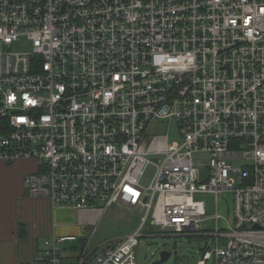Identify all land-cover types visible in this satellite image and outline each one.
Here are the masks:
<instances>
[{"label": "built area", "instance_id": "built-area-1", "mask_svg": "<svg viewBox=\"0 0 264 264\" xmlns=\"http://www.w3.org/2000/svg\"><path fill=\"white\" fill-rule=\"evenodd\" d=\"M164 122L178 141L153 135ZM19 158L54 208L145 211L101 250L52 238L32 264H136L146 227L213 237L196 264H264V0H0V160Z\"/></svg>", "mask_w": 264, "mask_h": 264}, {"label": "crops", "instance_id": "crops-1", "mask_svg": "<svg viewBox=\"0 0 264 264\" xmlns=\"http://www.w3.org/2000/svg\"><path fill=\"white\" fill-rule=\"evenodd\" d=\"M37 167L32 158L0 160V264L41 261L45 240L79 238L76 235L79 222L90 212L96 213L57 209L47 198L28 196L24 180L35 173ZM70 244L65 245L69 248L64 246L63 255L76 258L71 254L75 248Z\"/></svg>", "mask_w": 264, "mask_h": 264}, {"label": "rangeland", "instance_id": "rangeland-1", "mask_svg": "<svg viewBox=\"0 0 264 264\" xmlns=\"http://www.w3.org/2000/svg\"><path fill=\"white\" fill-rule=\"evenodd\" d=\"M15 51H23L28 49V44L22 42L13 47ZM153 135L164 137L168 136L169 143L178 141L176 128L173 123L164 122L154 129ZM153 171L150 168L144 167L142 169V176L140 177V185L148 188L151 184ZM206 204L208 214L215 213L214 199L210 195L200 196ZM227 205V204H226ZM103 203L99 202L98 207H102ZM231 206H220L221 214H229ZM145 215V211L141 208L131 210L113 204L109 206L104 212L96 211L90 212L84 217L78 233L79 239L73 244H70L75 249H72L73 256H79L85 246L87 239L88 251L94 249L101 250L104 245H111L119 239H123L137 231L141 225V220ZM207 230L214 228L213 224L203 227ZM143 237L140 238L137 248H135L136 264H155L160 259L162 252L169 253V258L162 264H196L201 256V252L205 248H209L214 242L213 237H205L202 242H195L194 238L189 236H172L158 230H151L144 228L142 230ZM69 248V246H65ZM67 253V252H65ZM86 264H95L93 258L88 259Z\"/></svg>", "mask_w": 264, "mask_h": 264}, {"label": "water", "instance_id": "water-1", "mask_svg": "<svg viewBox=\"0 0 264 264\" xmlns=\"http://www.w3.org/2000/svg\"><path fill=\"white\" fill-rule=\"evenodd\" d=\"M169 256H170L169 253L162 252L160 254V259L157 262H155V264H162V263H164L169 258Z\"/></svg>", "mask_w": 264, "mask_h": 264}, {"label": "snow or ice", "instance_id": "snow-or-ice-1", "mask_svg": "<svg viewBox=\"0 0 264 264\" xmlns=\"http://www.w3.org/2000/svg\"><path fill=\"white\" fill-rule=\"evenodd\" d=\"M10 100H12V99H14V97H10L9 98ZM29 103H32V101H29ZM23 118H21V120H22Z\"/></svg>", "mask_w": 264, "mask_h": 264}]
</instances>
